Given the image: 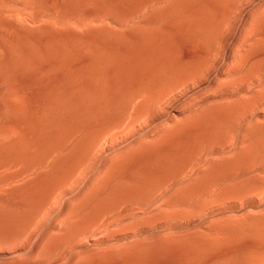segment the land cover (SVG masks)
Returning a JSON list of instances; mask_svg holds the SVG:
<instances>
[{
	"label": "rangeland",
	"instance_id": "rangeland-1",
	"mask_svg": "<svg viewBox=\"0 0 264 264\" xmlns=\"http://www.w3.org/2000/svg\"><path fill=\"white\" fill-rule=\"evenodd\" d=\"M0 264H264V0H0Z\"/></svg>",
	"mask_w": 264,
	"mask_h": 264
}]
</instances>
